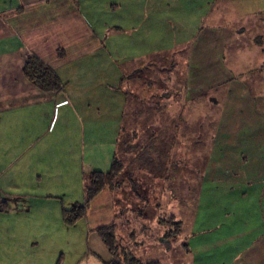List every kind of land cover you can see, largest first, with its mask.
<instances>
[{
  "label": "crops",
  "instance_id": "obj_1",
  "mask_svg": "<svg viewBox=\"0 0 264 264\" xmlns=\"http://www.w3.org/2000/svg\"><path fill=\"white\" fill-rule=\"evenodd\" d=\"M177 46L188 51L185 99L199 98L203 86L224 91L220 100L241 111L220 120L236 131L251 132L254 115L264 119V0H0V199L9 208L0 212V264H64L65 246L70 258L80 255L72 264L111 262L96 231L114 223L115 193L102 190L74 227L62 213L84 203L87 176L111 170L129 106L127 76L139 82L155 57ZM29 57L55 74L60 92L42 93L25 78ZM210 102L218 103L215 94ZM257 132L240 165L200 168L198 208L179 232L186 264H264ZM167 167L157 182L170 180Z\"/></svg>",
  "mask_w": 264,
  "mask_h": 264
},
{
  "label": "rangeland",
  "instance_id": "obj_2",
  "mask_svg": "<svg viewBox=\"0 0 264 264\" xmlns=\"http://www.w3.org/2000/svg\"><path fill=\"white\" fill-rule=\"evenodd\" d=\"M187 52V46H177L173 52L155 57L158 61L138 76L143 86L136 87L139 82L133 76L125 79L129 106L115 157L119 171L112 186L116 196L114 235L117 256L128 255L142 264H186L185 242L182 235L177 236L175 224L189 225L198 208L197 187L203 179L200 168L240 165L245 158L242 154L252 144L250 135L264 133V119L257 115L252 114L257 125L251 132L246 127L236 131L232 122L221 121L222 115L231 118L241 110L226 107L227 103L220 100L225 92L220 89L214 92L203 86L202 93L196 91L195 98H199L185 99L182 88ZM205 61L207 67H219L218 61L213 65L209 59ZM240 82L247 86L248 77ZM227 88L230 85L222 89ZM214 94L218 100L215 106L210 104ZM189 112L193 117L187 119ZM170 133L175 140L170 141ZM172 148L171 155H166ZM167 166L170 180L157 182L158 173L162 177ZM199 175L201 179H197ZM152 185L158 188L151 189ZM75 243L81 248L82 244ZM40 247L45 253L49 246L43 243ZM64 251L58 259L64 264L80 259V255L70 258L66 246Z\"/></svg>",
  "mask_w": 264,
  "mask_h": 264
},
{
  "label": "trees",
  "instance_id": "obj_3",
  "mask_svg": "<svg viewBox=\"0 0 264 264\" xmlns=\"http://www.w3.org/2000/svg\"><path fill=\"white\" fill-rule=\"evenodd\" d=\"M23 74L42 93H57L62 89V85L55 74L34 57L27 59ZM116 167L114 161L109 173L103 174L96 172L87 176L85 180L84 203L82 205L75 204L70 209L63 210L62 219L65 226L74 227L78 221L83 219L90 203L102 190L107 188L113 191V181L119 171ZM8 209L7 204L0 199V212H7ZM175 226L178 229L177 236H179L181 225L176 223ZM96 233L111 256V262L109 264H142L136 258H131L128 255H124L123 257L117 256L118 245L116 244L114 235V223L98 229Z\"/></svg>",
  "mask_w": 264,
  "mask_h": 264
}]
</instances>
